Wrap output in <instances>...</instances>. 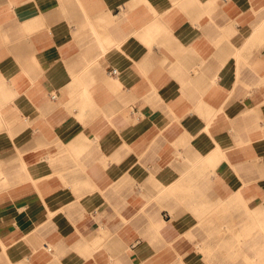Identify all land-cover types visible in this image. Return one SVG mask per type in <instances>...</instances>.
<instances>
[{"label":"crops","instance_id":"0c3cea01","mask_svg":"<svg viewBox=\"0 0 264 264\" xmlns=\"http://www.w3.org/2000/svg\"><path fill=\"white\" fill-rule=\"evenodd\" d=\"M213 202L264 203V0H0V264H196Z\"/></svg>","mask_w":264,"mask_h":264},{"label":"rangeland","instance_id":"374dc122","mask_svg":"<svg viewBox=\"0 0 264 264\" xmlns=\"http://www.w3.org/2000/svg\"><path fill=\"white\" fill-rule=\"evenodd\" d=\"M178 191L181 193L186 189L179 188ZM262 205L264 203H253L252 221L246 216L241 219L240 213L235 212L231 205L222 202L211 203L209 212L204 213V218L201 204L189 205L192 209L196 207L193 213L200 216L195 219L194 226L200 234L202 230L206 234L204 238L201 235L198 236L197 242L200 246L195 252L197 253L196 264H234L235 261L248 264L249 251L244 249H249L250 242L254 243L255 240L261 242H258V245L253 244V262H257V259L264 255V216L262 212L260 213ZM251 233L256 239L253 240ZM202 240L204 243H201ZM235 248H241L242 251L235 252ZM185 260L182 258V263H185Z\"/></svg>","mask_w":264,"mask_h":264},{"label":"bare ground","instance_id":"6f19581e","mask_svg":"<svg viewBox=\"0 0 264 264\" xmlns=\"http://www.w3.org/2000/svg\"><path fill=\"white\" fill-rule=\"evenodd\" d=\"M228 163V162H227ZM260 243V242H259ZM258 244V243H257Z\"/></svg>","mask_w":264,"mask_h":264},{"label":"built area","instance_id":"2783aa9c","mask_svg":"<svg viewBox=\"0 0 264 264\" xmlns=\"http://www.w3.org/2000/svg\"><path fill=\"white\" fill-rule=\"evenodd\" d=\"M53 96H55V95H53Z\"/></svg>","mask_w":264,"mask_h":264}]
</instances>
